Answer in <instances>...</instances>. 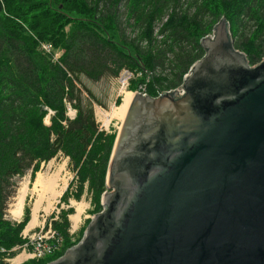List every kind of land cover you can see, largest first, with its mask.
I'll return each instance as SVG.
<instances>
[{"label":"water","instance_id":"obj_1","mask_svg":"<svg viewBox=\"0 0 264 264\" xmlns=\"http://www.w3.org/2000/svg\"><path fill=\"white\" fill-rule=\"evenodd\" d=\"M211 32L181 95L132 93L101 210L45 264H264V57Z\"/></svg>","mask_w":264,"mask_h":264},{"label":"trees","instance_id":"obj_2","mask_svg":"<svg viewBox=\"0 0 264 264\" xmlns=\"http://www.w3.org/2000/svg\"><path fill=\"white\" fill-rule=\"evenodd\" d=\"M221 15L248 64L261 60L264 0H0V264L24 242L29 220L26 208L19 221L5 217L14 178L27 171L34 177L40 163L66 157L73 179L60 201L86 192L92 213L101 210L115 133L98 130L93 104L102 103L81 77L96 82L126 68L149 96L172 89L203 54L199 39ZM71 212L49 219L55 250L24 264H44L75 244L67 231Z\"/></svg>","mask_w":264,"mask_h":264},{"label":"rangeland","instance_id":"obj_3","mask_svg":"<svg viewBox=\"0 0 264 264\" xmlns=\"http://www.w3.org/2000/svg\"><path fill=\"white\" fill-rule=\"evenodd\" d=\"M43 45H47V44H43ZM58 54L59 52L55 53V55H53V58L56 57V55ZM137 78H138L137 74L133 73V78L129 81L127 90H125L126 92H133L134 90H136L137 86L141 85L139 82H136ZM112 80L113 77H107V78H102L96 82H92L84 77H81L82 83L87 88H89L92 91V93L96 96V98L102 103V105L93 104V111L97 110L98 107H100L106 112L103 117L102 115H100V118L103 120L107 118L111 119L110 124L108 125L107 133H116V127L118 126L117 123L122 120L121 117L112 114L114 109L121 103L123 98V96L117 94L116 87L112 84ZM131 82L132 85L131 87H129ZM134 83H136L135 86H133ZM50 113L51 112L49 111L43 119L44 123L46 124L48 123V114ZM37 174H41L47 178H50L49 181L51 180L52 182L55 181L59 186H61L62 181L65 180L64 189L60 192L58 196H56L55 198H51L52 191H50L49 189H43V188L40 189L39 187L34 185V180ZM72 179H73V171L68 166L67 158L62 156L61 154H57L55 157L49 159L47 162L40 163L38 170L34 174V177L30 178L29 171H27L22 176L15 177L14 189L12 194L7 200V204L5 208V217L10 221H19L23 216L24 208H26L28 210V218H29L28 222H29L31 217L33 216V213L35 212L34 207L38 203L35 213L36 219L34 225L26 228L28 224L27 222V224L24 225L25 227H23V229L20 232V235L22 233H26V235H31L32 232L38 231V229L41 226H44V229L42 228V231H45L49 219L55 218L59 210L71 208L72 212L67 215V219L69 221L67 231L71 238L70 241L71 242L74 241V243H76L77 241L75 240L77 237H79V232L81 231L82 233V231L84 230V228L86 227V225L90 220V216L93 215L94 213H92V205L90 204L89 197L86 192H83L78 200H75L71 196H69L66 202L60 201L59 199L60 195L67 188L69 182ZM24 186H26V192L23 198L22 212L19 217H15L9 212V209L11 204L14 203L15 198L18 196L19 189L23 188ZM78 206H80L82 210L79 214L78 221L76 222V224H74L71 219V216L77 213V209L79 208ZM24 240L25 239H23V241ZM19 250L20 249H17L15 252L18 253ZM54 250L55 249H53L50 253L45 254L44 256L51 254ZM28 260L30 259L28 258L27 260L21 261V264H24ZM33 260H37V259H33Z\"/></svg>","mask_w":264,"mask_h":264},{"label":"built area","instance_id":"obj_4","mask_svg":"<svg viewBox=\"0 0 264 264\" xmlns=\"http://www.w3.org/2000/svg\"><path fill=\"white\" fill-rule=\"evenodd\" d=\"M207 34H209L210 38L212 37L211 31H210V33H207ZM41 47L46 49V51H48L47 45H42ZM188 69L184 74L187 75L189 73ZM132 78H133V73L130 70H128L126 68L120 69L118 74L115 77H113V80H112V84L116 87L117 94L122 95V93L125 90H127L129 81ZM181 80H182V78H181ZM180 83H181V81H180ZM180 83L177 86H179ZM176 87H174V88H176ZM174 88L168 89L165 91L173 90ZM134 91H136L137 93H140V94H143V93L146 94L143 85L137 86L136 90H134ZM182 93H183V91H182L181 87L179 86L178 90L176 92V95H181ZM103 113H106V112L100 107H98L97 110L93 111L94 119H95V122L97 124L98 130L107 133L108 132V130H107L108 125L110 124L111 119L106 124H104V122L100 118V115H102ZM65 114L69 118H72L74 115V109L71 108L68 104H66ZM119 123H120V121L117 124L119 125ZM117 129H118V126L116 127V130ZM42 228L44 229V226H41L38 229V231L32 232L31 235H26V233H22L21 238L25 239L24 242L21 245L12 247L10 249L11 251H16L17 249H20L19 252L18 253L15 252L13 255H10V254H8V252H5L3 260L6 262V264H19V263H21V261L27 260L28 258L29 259H39V258L43 257L45 254H48L53 249H55L56 245H54V243L58 244L59 238L54 233V231H52L50 229L49 222L46 225L45 231H42ZM51 240H53L54 242H51ZM3 251L4 250L0 247V252H3ZM18 256H19V258H18Z\"/></svg>","mask_w":264,"mask_h":264},{"label":"bare ground","instance_id":"obj_5","mask_svg":"<svg viewBox=\"0 0 264 264\" xmlns=\"http://www.w3.org/2000/svg\"><path fill=\"white\" fill-rule=\"evenodd\" d=\"M132 95V92H126L124 91L122 93L121 96H123L121 103L114 109L113 111V115H117L118 117L123 118L126 106L129 102V99ZM105 115V113L102 114V117ZM110 120V118H107L105 120L102 119V121L104 122V124H106L108 121ZM50 178H47L41 174H37L35 180H34V185L39 187L40 189H49L51 192V198H55L56 196H58L60 194V192L64 189L65 187V180L62 181V185L59 186L57 185V183L55 181L52 182L49 181ZM18 196L15 198L14 203L11 204L9 212L15 216V217H19L21 215L22 212V204H23V198L25 196V192H26V186H24L23 188H20L18 191ZM38 206V203L35 205L34 207V213L33 216L31 217L30 221L27 224V227H31L32 225H34L35 223V219H36V208ZM79 208L77 209V213L71 216V219L73 221L74 224H76V222L78 221V217L79 214L81 212V207L78 206ZM83 207V206H82ZM19 258V256H18ZM17 258V259H18ZM16 259V260H17Z\"/></svg>","mask_w":264,"mask_h":264},{"label":"flooded vegetation","instance_id":"obj_6","mask_svg":"<svg viewBox=\"0 0 264 264\" xmlns=\"http://www.w3.org/2000/svg\"><path fill=\"white\" fill-rule=\"evenodd\" d=\"M145 95H148L147 93L145 94ZM121 122V121H120ZM119 125H120V123H119ZM119 125H118V128H119ZM118 130V129H117ZM117 130H116V133H117ZM116 133H115V135H116ZM107 189V188H106ZM106 191V190H105Z\"/></svg>","mask_w":264,"mask_h":264}]
</instances>
